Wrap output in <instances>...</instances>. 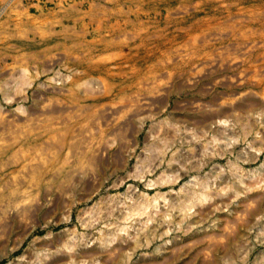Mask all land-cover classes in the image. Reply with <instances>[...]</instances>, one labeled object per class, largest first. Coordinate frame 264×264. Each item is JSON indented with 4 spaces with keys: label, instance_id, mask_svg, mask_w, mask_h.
<instances>
[{
    "label": "rangeland",
    "instance_id": "374dc122",
    "mask_svg": "<svg viewBox=\"0 0 264 264\" xmlns=\"http://www.w3.org/2000/svg\"><path fill=\"white\" fill-rule=\"evenodd\" d=\"M0 264H264V0H0Z\"/></svg>",
    "mask_w": 264,
    "mask_h": 264
}]
</instances>
